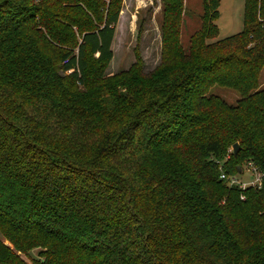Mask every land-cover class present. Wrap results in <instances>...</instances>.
I'll return each mask as SVG.
<instances>
[{"label": "trees", "instance_id": "trees-1", "mask_svg": "<svg viewBox=\"0 0 264 264\" xmlns=\"http://www.w3.org/2000/svg\"><path fill=\"white\" fill-rule=\"evenodd\" d=\"M122 2L0 0V264H264V178H220L264 169V0L187 48L162 0L158 65L105 75Z\"/></svg>", "mask_w": 264, "mask_h": 264}, {"label": "rangeland", "instance_id": "rangeland-1", "mask_svg": "<svg viewBox=\"0 0 264 264\" xmlns=\"http://www.w3.org/2000/svg\"><path fill=\"white\" fill-rule=\"evenodd\" d=\"M218 4L219 17L215 21L217 34L210 42L226 39L243 29L244 0H218ZM202 13L203 0H184L179 34L182 47L189 46L191 35L200 28ZM162 18V0H123L111 44L113 57L106 67L105 75L129 70L134 63L133 49L137 45L143 60L144 72L153 70L160 60ZM258 82L259 87L264 86V66L258 70ZM210 93L218 95L228 103H234L238 99L235 91L221 87H213ZM227 152L232 153V148ZM219 163L221 169L222 162ZM241 171L242 175L237 176L240 181L248 182L253 178L249 163L241 166ZM35 254L34 252L33 255Z\"/></svg>", "mask_w": 264, "mask_h": 264}, {"label": "built area", "instance_id": "built-area-1", "mask_svg": "<svg viewBox=\"0 0 264 264\" xmlns=\"http://www.w3.org/2000/svg\"><path fill=\"white\" fill-rule=\"evenodd\" d=\"M249 166L251 168V173L253 178L246 182V181H240L237 176L242 175L241 172L236 174H227L223 171L220 173V178L225 179L228 186L231 185H237L240 189H244L246 187L252 186V187H259L261 185L262 179L264 178V169H260L256 166H254L252 163H249ZM220 168V166H219Z\"/></svg>", "mask_w": 264, "mask_h": 264}, {"label": "water", "instance_id": "water-1", "mask_svg": "<svg viewBox=\"0 0 264 264\" xmlns=\"http://www.w3.org/2000/svg\"><path fill=\"white\" fill-rule=\"evenodd\" d=\"M237 150H238V145L237 144H234L232 146V154L235 156L236 153H237ZM238 172L240 173L241 172V168L238 169Z\"/></svg>", "mask_w": 264, "mask_h": 264}, {"label": "crops", "instance_id": "crops-1", "mask_svg": "<svg viewBox=\"0 0 264 264\" xmlns=\"http://www.w3.org/2000/svg\"><path fill=\"white\" fill-rule=\"evenodd\" d=\"M185 8H186V7H185ZM183 24H184V21H183ZM184 25H185V24H184ZM183 27H184V26H183ZM197 30H198V29H197ZM197 30H196V31H197ZM196 31H195V32H196Z\"/></svg>", "mask_w": 264, "mask_h": 264}]
</instances>
